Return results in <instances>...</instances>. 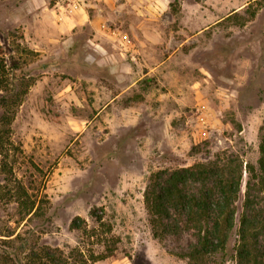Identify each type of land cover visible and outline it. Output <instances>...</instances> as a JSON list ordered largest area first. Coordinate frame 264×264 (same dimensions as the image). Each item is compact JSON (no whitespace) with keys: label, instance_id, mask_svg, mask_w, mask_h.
<instances>
[{"label":"rangeland","instance_id":"374dc122","mask_svg":"<svg viewBox=\"0 0 264 264\" xmlns=\"http://www.w3.org/2000/svg\"><path fill=\"white\" fill-rule=\"evenodd\" d=\"M0 51L26 90L4 170L0 156V264L42 247L70 264H189V233L152 237L144 191L221 153L257 168L264 0H0ZM234 245L216 264H235Z\"/></svg>","mask_w":264,"mask_h":264},{"label":"trees","instance_id":"16d2710c","mask_svg":"<svg viewBox=\"0 0 264 264\" xmlns=\"http://www.w3.org/2000/svg\"><path fill=\"white\" fill-rule=\"evenodd\" d=\"M253 15V14H252ZM7 70L0 51V156L2 169L12 149L10 125L26 90H16L7 80ZM233 153L217 154L213 160L175 170L151 174L143 195L152 237L179 238L187 232L193 238L182 256L189 264L222 263L231 239L235 237L232 258L235 264H264V125L259 142L257 168ZM245 182L240 211L243 172ZM33 205L28 207V214ZM93 213V212H92ZM100 221V218H97ZM81 220L73 221L80 228ZM57 249L42 247L28 256L30 264H70ZM74 257V256H73ZM223 258V259H222ZM79 264H86L78 257ZM27 264V263H26Z\"/></svg>","mask_w":264,"mask_h":264},{"label":"built area","instance_id":"2783aa9c","mask_svg":"<svg viewBox=\"0 0 264 264\" xmlns=\"http://www.w3.org/2000/svg\"><path fill=\"white\" fill-rule=\"evenodd\" d=\"M74 9H76V4L71 5L70 11L72 12Z\"/></svg>","mask_w":264,"mask_h":264}]
</instances>
